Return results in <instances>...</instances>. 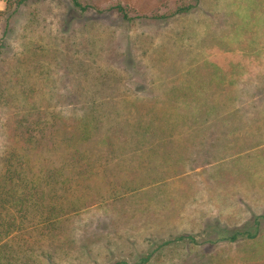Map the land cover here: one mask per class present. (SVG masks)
<instances>
[{
    "label": "rangeland",
    "instance_id": "rangeland-1",
    "mask_svg": "<svg viewBox=\"0 0 264 264\" xmlns=\"http://www.w3.org/2000/svg\"><path fill=\"white\" fill-rule=\"evenodd\" d=\"M9 164L79 204L25 264H264V0H0Z\"/></svg>",
    "mask_w": 264,
    "mask_h": 264
},
{
    "label": "trees",
    "instance_id": "trees-1",
    "mask_svg": "<svg viewBox=\"0 0 264 264\" xmlns=\"http://www.w3.org/2000/svg\"><path fill=\"white\" fill-rule=\"evenodd\" d=\"M189 9L190 6L188 4L177 7L174 12L178 13ZM13 151L9 153L12 158L15 157ZM74 153H76L75 150ZM70 158L75 160L74 162L77 165H81L77 158L73 156H70ZM9 166L0 179V264H25L30 254L29 245L23 241L17 243V238L21 240L24 237V231L28 228H35L37 226L50 227L60 216L66 215L69 212H76L79 209V204L70 203L71 201L67 200V203L64 205L68 204L67 207L65 209L61 207L63 199L66 198L65 195L70 193L69 189L75 187L68 184L69 175L68 177H64L67 178L66 180L64 178L55 179L56 176H61L58 174L62 169L61 166L53 169L52 173H44L46 175L44 178H39L37 177L38 174H36L28 180H20L19 174L20 176L23 174L19 168L17 169V167L10 164ZM51 176L55 178H51ZM14 178H16L15 181H13ZM83 178L84 175H82L80 168H77L71 177L75 185ZM59 186L64 187L66 194H58L54 199L55 189ZM258 218L259 216H255L249 227L237 228L224 237V239L232 242L237 238H255L258 234ZM144 260L141 259V263ZM122 264L128 263L123 262ZM133 264L140 263L137 261Z\"/></svg>",
    "mask_w": 264,
    "mask_h": 264
}]
</instances>
